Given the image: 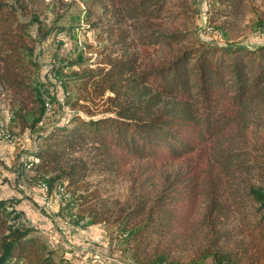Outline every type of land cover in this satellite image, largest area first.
Segmentation results:
<instances>
[{
  "label": "trees",
  "instance_id": "1",
  "mask_svg": "<svg viewBox=\"0 0 264 264\" xmlns=\"http://www.w3.org/2000/svg\"><path fill=\"white\" fill-rule=\"evenodd\" d=\"M213 2L225 29L250 0ZM48 12L104 34L101 65L77 78L106 112L50 125L31 178L70 188L60 210L75 202L83 226L117 223L136 264H264V42L193 37L195 0H0V88L30 131L57 101L50 78L68 95L64 67L35 58ZM100 176H125L132 195L109 204L89 181ZM20 214L0 197V264H66Z\"/></svg>",
  "mask_w": 264,
  "mask_h": 264
},
{
  "label": "rangeland",
  "instance_id": "2",
  "mask_svg": "<svg viewBox=\"0 0 264 264\" xmlns=\"http://www.w3.org/2000/svg\"><path fill=\"white\" fill-rule=\"evenodd\" d=\"M47 1L49 0H45L46 3ZM195 6L196 12L189 22L193 37L215 42L234 37L236 40H246L249 43L264 42V0H250L244 6L241 18L233 21V28L225 27V29L220 28L221 20L214 13L216 4L213 0H195ZM82 9V4L76 1L73 5H69L66 11L77 14ZM55 10L65 11L59 10L57 5ZM28 17L26 15L22 19L26 20ZM40 17H44V14ZM51 17L52 14L48 12L44 26V29L48 30L46 36L33 35V38L36 37V41H33L35 58L38 64H41L42 71L57 65L64 67L62 75L66 81L68 95H63L59 81L50 78L49 88L56 94L57 101L46 111L36 130L30 131L20 129L10 122V97L0 88V197L12 196L14 203L25 199L31 204L32 209L37 213L36 217H27L21 213L17 220L34 229L36 235L53 251V258L56 261L63 260L66 264H136L131 258L117 223L109 221L83 226L86 221L85 214H79L75 202L70 204L72 208H69V211L60 210L63 203L60 201H65L66 195L58 201L56 187L46 192V196L53 201L52 208H46L40 198L43 192L41 194L36 190L40 180L31 178L33 175L30 169L31 163L37 161L32 153L41 146L40 137L50 125L65 119L69 114L88 118L106 112L103 110L104 104L101 100L90 101L80 98L83 92L80 89L81 80L77 78L87 69L101 65L105 56L102 49L106 43L104 34L99 28L87 27L80 20L69 22L63 16L58 23L65 24V28L59 29V26H54L48 20ZM66 97L67 102H65ZM88 111L92 112L88 113ZM89 181L98 184L101 196L109 204L114 198L124 200L133 193L130 181L125 176H113L107 179L101 176L91 177ZM66 190L71 193L70 188ZM8 209L10 210V207ZM42 214L49 221L39 218ZM51 217L60 219L63 228H71L72 231L75 228L82 230V238H70V234L67 233L65 239L61 227L51 221ZM76 219L78 223L75 222Z\"/></svg>",
  "mask_w": 264,
  "mask_h": 264
},
{
  "label": "crops",
  "instance_id": "3",
  "mask_svg": "<svg viewBox=\"0 0 264 264\" xmlns=\"http://www.w3.org/2000/svg\"><path fill=\"white\" fill-rule=\"evenodd\" d=\"M13 195L19 196L18 194H13ZM11 198H12V196H11ZM15 206H16V208H18L21 211L22 214H25V216H27V217H30V216L31 217L32 216H35L36 217V215H37L36 211H34L32 209L31 204L29 202H27L25 199L24 200L23 199H20V201H17L15 203ZM39 218H42L44 220L45 219L46 220L48 219L46 216H44V214H42L41 217H39ZM48 221H49V219H48ZM51 221L56 222L61 227V230L63 231V234L65 236V239L67 238V233L70 234V238L71 237H73V238H82V230H78V229L75 228L72 231L71 228H65V227H64L65 228L64 229L61 226L60 219L57 220V219L51 217Z\"/></svg>",
  "mask_w": 264,
  "mask_h": 264
},
{
  "label": "built area",
  "instance_id": "4",
  "mask_svg": "<svg viewBox=\"0 0 264 264\" xmlns=\"http://www.w3.org/2000/svg\"><path fill=\"white\" fill-rule=\"evenodd\" d=\"M50 105H46V111L49 110ZM36 190L39 191L41 194L43 192V195H40V198L42 199V202L44 203V206H46V208H52L53 206V201L50 200L49 197H47L46 192H47V186L46 184L43 183H38ZM58 201H60V194L58 195ZM63 202V201H62Z\"/></svg>",
  "mask_w": 264,
  "mask_h": 264
},
{
  "label": "bare ground",
  "instance_id": "5",
  "mask_svg": "<svg viewBox=\"0 0 264 264\" xmlns=\"http://www.w3.org/2000/svg\"><path fill=\"white\" fill-rule=\"evenodd\" d=\"M55 189H56L55 193H56L57 199H58V195L60 194V200H61L65 196V193H66L65 187L59 184L56 186ZM159 264H165V263H159Z\"/></svg>",
  "mask_w": 264,
  "mask_h": 264
}]
</instances>
